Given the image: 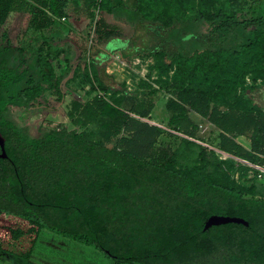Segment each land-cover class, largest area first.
<instances>
[{"label": "trees", "instance_id": "16d2710c", "mask_svg": "<svg viewBox=\"0 0 264 264\" xmlns=\"http://www.w3.org/2000/svg\"><path fill=\"white\" fill-rule=\"evenodd\" d=\"M81 1L85 14L76 0H0V131L7 154L0 157V257L30 259L46 229L114 264H264V199L221 171L222 164L245 166L215 151L264 164V111L232 99L252 67L264 71V0H231L240 8L230 13L223 5L210 12L194 0H158L162 16L145 11L152 0ZM13 12L28 16L29 30L16 41L2 30ZM74 18L88 21L83 42L57 21ZM115 53L164 59L179 69L191 64L166 111L168 127L186 142L202 140L194 115L219 131L216 146L198 145L196 170L177 168L169 150L156 148L167 131L145 120L154 103L128 105L132 95L107 74ZM59 59L65 68L56 75L52 63ZM78 66L91 69L101 93L121 95L74 98L67 115L75 129L40 127L39 136L30 135L12 111L60 110ZM47 92L57 98L48 100ZM240 136L251 150L236 141ZM212 216L249 226L205 230Z\"/></svg>", "mask_w": 264, "mask_h": 264}, {"label": "rangeland", "instance_id": "374dc122", "mask_svg": "<svg viewBox=\"0 0 264 264\" xmlns=\"http://www.w3.org/2000/svg\"><path fill=\"white\" fill-rule=\"evenodd\" d=\"M242 1L248 2L249 0ZM76 2V9L79 14H85L83 2L81 0H76ZM201 3L210 12L218 11L221 5L225 7L228 13L240 8L231 0H194L193 2L196 8H199ZM145 11L151 15H165L164 8L161 7L158 0L146 3ZM187 15H190V12H187ZM57 21L73 40L84 41L82 31L88 22L87 19L78 20L74 18ZM27 22V14L13 12L2 30L7 31L10 38L16 41L24 29L29 30ZM52 64L56 75H60L65 68V62L59 59ZM252 68V73L246 76L243 85L237 90V96L232 97V99L242 98V105L264 110V71L255 72V67ZM190 69V63H186L182 69H179L176 63L164 59L151 56L123 59L119 53L112 55L111 62L107 66V74L112 76L117 84H120L132 95L128 105L136 103L146 109L149 104L154 103L153 111L145 120L163 127L169 133H163L160 136L156 148L169 150L175 159L176 167L185 171H194L199 167L200 149L198 145L216 146L219 137V131L214 126L201 122L196 115H194L193 121L199 126L198 136H201L202 140L192 139L190 143L186 142L180 139L178 132L168 127L167 99L170 97L172 88L179 84L180 77H184ZM213 70L216 71V68L213 67ZM257 77L258 79L255 80L254 78ZM66 88L70 93L65 105L60 110L44 113L43 111L30 112L15 109L11 113L12 118L34 137L40 135V127L46 129L64 127L73 130L76 127L69 119L67 112L69 104L74 98L91 101L96 96L106 95L111 100L114 96L121 95L120 91L113 92L112 90L108 93H101L97 89V82L91 69L84 71L81 66L76 68L73 76L66 82ZM46 97L53 101L57 95L55 92H47ZM218 160L222 162L219 158ZM221 168V171H224L238 184L246 188L252 196L264 199V178L260 180L253 177L254 174L244 167L235 170L234 165L222 164ZM214 170L215 168L211 166L210 172L212 173ZM0 264H114V262L93 247L43 229L39 234L30 259L21 260L11 255H3L0 257Z\"/></svg>", "mask_w": 264, "mask_h": 264}, {"label": "water", "instance_id": "95a60500", "mask_svg": "<svg viewBox=\"0 0 264 264\" xmlns=\"http://www.w3.org/2000/svg\"><path fill=\"white\" fill-rule=\"evenodd\" d=\"M5 141L6 140L0 131V147H1V151H2V153L0 155L1 158L7 157L6 150H5ZM230 223L243 224L247 227L249 226V223L242 218L212 216L207 220V222L205 224V230H208L209 228H211L213 226L225 225V224H230Z\"/></svg>", "mask_w": 264, "mask_h": 264}, {"label": "built area", "instance_id": "2783aa9c", "mask_svg": "<svg viewBox=\"0 0 264 264\" xmlns=\"http://www.w3.org/2000/svg\"><path fill=\"white\" fill-rule=\"evenodd\" d=\"M215 151L220 155L222 159L233 158L238 161L240 164L248 168L252 174H254L252 175L253 177H257L260 180L264 178V164H255L244 159L235 158L217 149H215ZM261 157L264 159V155H261Z\"/></svg>", "mask_w": 264, "mask_h": 264}, {"label": "crops", "instance_id": "0c3cea01", "mask_svg": "<svg viewBox=\"0 0 264 264\" xmlns=\"http://www.w3.org/2000/svg\"><path fill=\"white\" fill-rule=\"evenodd\" d=\"M262 110V109H261ZM264 111V110H262ZM236 141L242 145L243 147H245L247 150H251V142L247 137L244 136H240L236 139Z\"/></svg>", "mask_w": 264, "mask_h": 264}]
</instances>
